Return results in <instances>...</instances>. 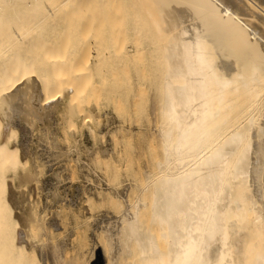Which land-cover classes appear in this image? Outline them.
<instances>
[{
	"label": "bare ground",
	"instance_id": "obj_1",
	"mask_svg": "<svg viewBox=\"0 0 264 264\" xmlns=\"http://www.w3.org/2000/svg\"><path fill=\"white\" fill-rule=\"evenodd\" d=\"M188 53L200 59L186 78ZM116 56L154 86L156 155L133 197L106 194L118 214L94 264H167L189 227L184 264H264V0H0V264L41 263L9 198L10 180L39 177L12 145L15 117L49 115L63 91L80 105L86 71Z\"/></svg>",
	"mask_w": 264,
	"mask_h": 264
},
{
	"label": "rangeland",
	"instance_id": "obj_2",
	"mask_svg": "<svg viewBox=\"0 0 264 264\" xmlns=\"http://www.w3.org/2000/svg\"><path fill=\"white\" fill-rule=\"evenodd\" d=\"M117 59L116 56L111 61L116 60L118 65L121 59L123 64L126 62L124 58H120L119 62ZM109 60L108 63L113 66L102 60L101 63H105L106 67L109 65L107 68L102 65L100 69L95 67L91 72L84 71L88 79L94 76L88 80L90 87L84 102H79L84 109H79L78 102L79 106L63 91L61 99L52 107L49 115L37 111L34 118L15 117L14 127L18 130V137L12 145L20 146L23 156L29 157L32 172L38 173L39 177L30 184L19 179L10 180L9 198L14 204L15 215L22 230L24 228L27 231L31 227L36 229L32 231L34 240L27 238L25 244L31 249V254L41 260L40 264H94L98 252L103 248L100 228L108 226L118 214L109 196L113 194L111 196H119L124 200L133 197L134 183H138L142 174L140 169L153 166L151 164L156 154L152 149L156 147L152 148V145H157L154 86L151 88L150 82L145 86L146 79L142 81L146 78L144 75H147L145 69L135 71L138 66L134 68L135 64L132 66V63L129 65L126 62L125 67L135 69L132 68V74L131 69L130 72L125 70L122 64V68L116 67L117 64ZM140 76L144 77L141 79ZM66 79L64 81L68 82ZM62 88L66 91L70 86ZM83 110L89 112V115L82 113ZM71 119L76 126L71 123ZM90 127L94 128V134L90 132ZM109 153L113 154L115 164L119 168L121 166L117 177L121 175L117 179L112 178L111 173L116 165L112 163L111 169H114L108 171L110 167L107 160L102 161V156L108 157ZM128 168L132 169L133 174ZM108 192L109 196L106 195Z\"/></svg>",
	"mask_w": 264,
	"mask_h": 264
},
{
	"label": "snow or ice",
	"instance_id": "obj_3",
	"mask_svg": "<svg viewBox=\"0 0 264 264\" xmlns=\"http://www.w3.org/2000/svg\"><path fill=\"white\" fill-rule=\"evenodd\" d=\"M196 60V61H199V56H193L191 53H188L187 55V63H188V73H187V76L186 78L188 77H191L192 75L195 74V68H194V65H193V60ZM192 81L189 79L188 80V87H187V91H191L192 90ZM170 94H171V89H170ZM170 227V231H173L174 229L172 228V225L170 223L169 225ZM188 232H189V236H188V239L190 241V244L189 245H186L184 246V249L185 250H182V251H174L172 253V255L175 257L174 259H171L167 262V264H184V261L182 259V257H186L187 256V248H195L198 246V239L197 238H194L192 236V227H189L188 229ZM175 241H173V246L175 247ZM154 252H156V250L154 249ZM156 254L158 255V252H156ZM150 264H157V262H150ZM158 264H166V262L161 259Z\"/></svg>",
	"mask_w": 264,
	"mask_h": 264
}]
</instances>
